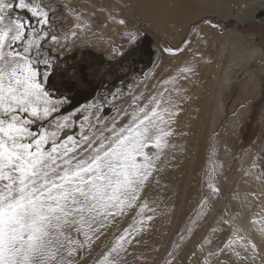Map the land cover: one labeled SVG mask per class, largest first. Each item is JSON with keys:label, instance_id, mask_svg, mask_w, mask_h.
Segmentation results:
<instances>
[{"label": "rangeland", "instance_id": "obj_1", "mask_svg": "<svg viewBox=\"0 0 264 264\" xmlns=\"http://www.w3.org/2000/svg\"><path fill=\"white\" fill-rule=\"evenodd\" d=\"M258 1L264 0L245 3L252 8ZM25 2L38 3L48 13V24L42 26L27 10L11 12L48 32L41 55L50 66L39 65L41 79L47 71L62 90L66 76L80 79L79 64L85 63L91 79L103 86L95 101L66 112V94L43 81L58 111L32 125L34 131L41 126L55 131L62 122L65 127L57 135L63 141L68 135H98L114 122L119 127L130 118L125 113L153 97L166 107L164 92L174 65L183 72L178 88L183 101L176 118L165 119L170 134L161 148H146L152 166L138 198L113 209L114 215L92 225L93 231L85 228L90 239L83 231L73 233L79 243L66 245L63 258L70 264H264V18L238 24L236 18L196 16L174 46L149 22L125 13L121 0ZM146 36L153 43L150 64L139 60ZM161 48L176 58L174 64H162Z\"/></svg>", "mask_w": 264, "mask_h": 264}, {"label": "snow or ice", "instance_id": "obj_2", "mask_svg": "<svg viewBox=\"0 0 264 264\" xmlns=\"http://www.w3.org/2000/svg\"><path fill=\"white\" fill-rule=\"evenodd\" d=\"M15 9L48 24L38 3L0 0V264H70L62 250L79 243L73 233L90 239L85 228L93 231L113 209L138 198L152 166L146 148H161L170 134L163 127L168 109L153 97L125 113L127 123L80 139L62 141L57 131L65 124L59 121L55 131H34L32 125L58 111L44 88L48 72L42 80L39 69L50 66L41 55L48 32L13 17Z\"/></svg>", "mask_w": 264, "mask_h": 264}, {"label": "bare ground", "instance_id": "obj_3", "mask_svg": "<svg viewBox=\"0 0 264 264\" xmlns=\"http://www.w3.org/2000/svg\"><path fill=\"white\" fill-rule=\"evenodd\" d=\"M121 2L125 5V13H127L129 16H132L134 19L139 18L149 22L159 35H161L167 42L174 46L178 43L177 39L181 30L186 24L194 20L196 16L212 14L221 17L222 20L236 18L238 24H244L246 21L254 19L257 20V14L260 11H264V1H258V3H256V5H254L252 8H250V5L245 3L246 0H241L239 4L237 2V16H234L232 13V4H234L236 0H121ZM234 32L235 33L233 35L236 36L238 32ZM196 39L197 38L194 35L192 40L195 41ZM53 44L56 51H62L61 47L58 46V43ZM189 48H191V46ZM189 48H187L186 51L189 50ZM161 56L162 64L166 63L165 60L170 61V64H174L175 62L173 61H176V58L168 56L163 48H161ZM206 61L207 58L204 56L201 60L202 71L204 70ZM189 68L191 67L189 66ZM179 70L180 68L178 63H176V65H174V70L172 71L173 73L170 76V83L167 84L168 89L164 92V96L166 97V107L164 108L168 109V112L164 114L165 119L171 114L176 118L178 108L180 107V102L183 101L178 96V88L181 86L180 79L182 78L181 75L183 73ZM177 118L178 119L176 122L178 124L175 128L178 129L181 126V116L180 118L177 116ZM192 125L189 127V133L194 135V132L191 131L193 129ZM67 133V131L63 133L61 138L63 136L66 137ZM192 140V137L188 138L186 136L184 138V141H187L188 144H191ZM154 173L160 176L164 175V173L158 171Z\"/></svg>", "mask_w": 264, "mask_h": 264}, {"label": "flooded vegetation", "instance_id": "obj_4", "mask_svg": "<svg viewBox=\"0 0 264 264\" xmlns=\"http://www.w3.org/2000/svg\"><path fill=\"white\" fill-rule=\"evenodd\" d=\"M152 47V40L145 37L140 46L139 54V60L144 62L143 64H150V60L154 56ZM91 55L94 56L93 54ZM78 70L79 71L77 72L79 73V76L81 75L80 79H70L66 76V79H63L61 83L62 90H60V88L57 86L54 75H50L47 78V83L52 90L54 89L58 93L66 94V112L83 109L80 107H85L87 104L95 101V99L100 96L102 91V83L100 81L95 82L91 79L88 64H79ZM81 83H84L85 85L83 86Z\"/></svg>", "mask_w": 264, "mask_h": 264}, {"label": "water", "instance_id": "obj_5", "mask_svg": "<svg viewBox=\"0 0 264 264\" xmlns=\"http://www.w3.org/2000/svg\"><path fill=\"white\" fill-rule=\"evenodd\" d=\"M257 20L258 19H261V18H264V11H260L257 16H256ZM147 37V36H146ZM148 38V37H147Z\"/></svg>", "mask_w": 264, "mask_h": 264}]
</instances>
